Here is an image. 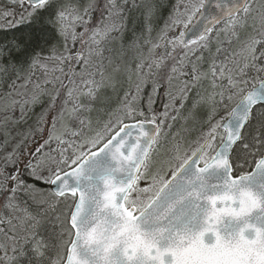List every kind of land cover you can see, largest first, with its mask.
Listing matches in <instances>:
<instances>
[{
    "label": "snow or ice",
    "instance_id": "snow-or-ice-1",
    "mask_svg": "<svg viewBox=\"0 0 264 264\" xmlns=\"http://www.w3.org/2000/svg\"><path fill=\"white\" fill-rule=\"evenodd\" d=\"M166 7L0 0V264H264V0Z\"/></svg>",
    "mask_w": 264,
    "mask_h": 264
},
{
    "label": "trees",
    "instance_id": "trees-1",
    "mask_svg": "<svg viewBox=\"0 0 264 264\" xmlns=\"http://www.w3.org/2000/svg\"><path fill=\"white\" fill-rule=\"evenodd\" d=\"M4 2H6V0H4ZM159 3L164 4L165 8H163L161 10V14H160V18L159 20L156 22V26H160L163 23V18L167 15V4L169 2V0H158ZM134 18L136 19V26H137V30H139L140 26L143 24V19L141 16L140 12H135L133 14ZM132 28V24L131 22H129V29ZM23 29L17 30V31H4L2 28H0V43H4L6 40L11 39L14 35H19L20 31H22ZM130 35V33H129ZM150 90V89H149ZM115 100V98H114ZM161 106V100H157V104L156 107L159 108ZM182 121L178 120L175 123V126L173 128V131H176L177 129H179L181 127ZM189 127H191V123L188 125ZM198 127V125H197Z\"/></svg>",
    "mask_w": 264,
    "mask_h": 264
}]
</instances>
